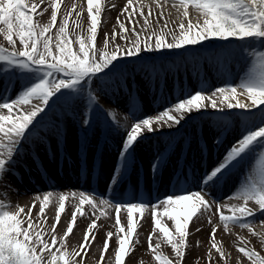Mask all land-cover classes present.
<instances>
[{"label":"bare ground","instance_id":"obj_1","mask_svg":"<svg viewBox=\"0 0 264 264\" xmlns=\"http://www.w3.org/2000/svg\"><path fill=\"white\" fill-rule=\"evenodd\" d=\"M26 2L31 5L38 0H26ZM100 2L103 10L101 16L103 23L98 33V42L101 48L106 33L111 37L113 31L120 32L117 17L125 23L127 29L133 27L127 22L129 13H132L134 7L139 9V5H143L144 16H140L139 11H137L132 15V18L136 22V31L142 33L140 36L142 41L146 36L152 35L154 42L155 34H159L161 31L168 33L166 39L170 41V33L179 34L181 22L185 28L188 22H192L193 19L197 23H203V17L191 5L188 8V17H184L183 8L179 7V0H133L131 6L128 5V0H100ZM51 3L52 0H45L38 9L44 13L42 16L35 17L40 24L50 22ZM73 4L76 5L75 10H73ZM126 8L127 11H125ZM149 10H151V15H149ZM77 11L81 13L79 18L75 16ZM68 12L73 13L70 17V30L72 20L79 19L81 24L79 30H84L86 33L89 23L87 0H61V9L58 12L56 25L50 32L53 37H55L59 27L60 19ZM161 12L163 18L160 16ZM145 17L149 22L147 29L143 28ZM125 35L128 41L136 39L130 31L126 32ZM72 38L74 40V36ZM115 42L119 45L126 43L125 40L120 39L119 35ZM0 44L8 47L2 35H0ZM224 44L223 41H217L211 45L205 44L206 46L204 45L203 48L190 46L186 49H164L160 52L144 54L142 59L154 65L155 72L140 67L139 61L124 58L115 66L111 74L98 77L91 82V88L96 93L99 102L91 108L92 124L90 127L83 126L85 114L90 110L89 101L85 100L88 92L87 83L84 86L82 96L72 93L73 101H69L67 104L62 102L60 106H56L57 102L56 105L50 104L45 116L28 133V136L31 135V140L29 142L28 139L25 140L26 146L23 147V150L21 148L23 155L17 162L24 164L33 159L34 154H29V148L37 149L41 145L44 146L43 151L50 154L51 147L59 145L61 147L60 152H62L61 160L56 167L53 164L49 167L53 182L48 186L42 185L29 189L28 193L18 194L12 199L11 196L8 197V192H6L9 189L11 176L17 178L12 182L16 185L21 175L18 173L27 171V166L18 165L19 171L13 170L12 174H6L3 186H0V201L6 204L10 202L11 207L9 208L14 210L17 205L27 210L35 202L32 211L35 222L39 219L37 214L40 208V200H36V197H40L42 200L46 192H51L53 195L46 205V222L40 221L49 233L56 220V209L59 206L58 196L66 194L68 197L66 211L61 213L60 223L55 230V235L59 240L67 229L72 212L79 204V194L83 192L91 196L95 193L94 203L97 207L93 209L86 205L83 206L82 211L87 213L86 218H80L76 222L73 232L63 241V247L68 252L81 253L82 260L81 257H76L77 260H81V264H116L114 254L116 236L113 235L110 239V250L105 251L100 247L103 245L107 232L116 234L118 227H123L126 231V209H122L121 225L118 226L116 224L115 204L144 202L147 207L142 212L134 211L133 214L134 219L139 224L136 229L139 237L130 258H124L126 264H162V259L157 260V256L174 259L175 255L171 246L165 242L158 229L153 230L152 205H157L155 210L158 214L157 218L162 221V226L168 227L170 232H174L172 221L161 215L164 210L159 206L158 201H162L168 195L181 194V190L184 188L182 181L189 180L190 169L195 163L206 164L208 167L206 173H210L222 161L227 150L246 131L248 127L246 117L249 114L240 109L229 110L225 107L223 111H217L208 107L200 112L194 111L187 114L178 127L163 125V121L159 124L153 123V128L156 130L153 132L145 131L142 138L131 149L128 163L125 167L122 164L120 172L116 171L118 155L127 131L139 119L155 118L165 109L172 108L178 99H184L202 88L206 95H211L214 89L224 86L225 83L238 85L241 79L250 73L252 70V55L250 53L260 47L259 43L232 39L227 42V46L234 53L231 56L223 51ZM112 46L110 43L109 49ZM19 47L17 41V48ZM3 64L4 62L0 61V65ZM124 70L127 72L126 77L119 74L120 71ZM14 76L17 77L14 78ZM8 81L17 85L12 87L11 93L5 91L2 94L5 90L4 84ZM30 82L32 79L29 73L19 70V74L16 75L15 71H9L6 76L0 77V100L7 95L15 98L22 87ZM124 84L127 85L126 88L123 86ZM239 98L244 103H250L245 96ZM213 99H216L219 104L218 97H213ZM32 103L38 104L39 101L34 100ZM127 107H131V109L140 108V112L131 113L130 116H127ZM108 110L115 113V120L111 116L105 115ZM3 112L7 114V110H3ZM71 112V118L68 122L67 118ZM173 115L178 114L173 112ZM106 119L108 123H105ZM53 122L58 125L57 128L50 127ZM47 126L49 128H46L45 132L48 138L35 132L36 127L40 129ZM152 137H155L154 140H156L155 149L147 146L151 143L150 138ZM144 138H148V140L144 142ZM218 147L224 148L223 155L209 156V153L217 150ZM259 148L260 146L254 149L253 153L245 156L243 161L223 174L219 180L228 178V185L225 184L227 185L225 188L223 187L218 191L205 189L207 193H210V195L205 196V199L211 202V210L203 213L195 222L190 223L186 259L182 264H216V261H219V264H238V262L239 264H248L250 261L238 251L241 242H246L249 248L255 249L261 256H264V213L257 212L255 217L247 218L244 221L247 226L229 222L226 229L216 212V208L219 206L225 215H230L233 207L244 203L238 197L244 187L245 177L249 172H254L258 166L250 158L259 152ZM111 153L115 154L109 158L108 154ZM158 154L161 155L162 162L159 169L153 172L152 164L156 161ZM184 155L187 159L181 160ZM185 161L186 165L183 169L182 164ZM239 169L242 172L237 174ZM87 174H93L96 178L92 181L74 183L84 181ZM113 175H116L118 179L115 185L109 188ZM198 178L202 179L204 176L199 175ZM237 182H240L239 186H237ZM200 186L198 182H195L187 191H199ZM101 198L108 200L109 204H100ZM247 206L258 208L253 201H249ZM94 219L96 220V238L95 240L90 239V250L87 255H84L80 246L84 242L87 226ZM213 227L216 228L215 241L225 253L226 259H221L215 249L212 248L211 233ZM149 233L152 234V245L155 246L159 243V249L155 252L149 248ZM47 237H49L48 242L51 243V235H47ZM102 252L104 259H101Z\"/></svg>","mask_w":264,"mask_h":264},{"label":"snow or ice","instance_id":"obj_2","mask_svg":"<svg viewBox=\"0 0 264 264\" xmlns=\"http://www.w3.org/2000/svg\"><path fill=\"white\" fill-rule=\"evenodd\" d=\"M44 2L45 0H38L29 5L26 0H0V35L8 45L5 47L0 44V61L4 62L0 65V77L6 76L9 71L23 70L29 73L32 79V82L22 87L15 98L7 95L0 100V186H3L6 174H12L18 156L23 155L21 147L25 140L29 139L28 133L45 116L50 104L56 98L65 93L82 96L87 83L90 110L85 114L83 126L90 127L92 124L91 108L99 102L96 93L91 88V82L98 77L111 74L115 66L124 58L139 61L140 67L155 72V66L142 59L144 54L160 52L164 49H186L188 46L203 48L205 43L211 45L215 41H223L225 42L223 51L231 56L234 53L227 46V42L236 39L241 42L259 43L260 50L253 53L254 63L250 73L242 78L238 85L225 83L224 86L214 89L211 95H206L202 88L184 99H178L172 108L165 109L155 118L145 117L133 123L123 139L116 171H121L122 164L126 166L131 149L142 138L145 131L156 130L153 128V123L159 124L163 121V125L178 127L187 114L194 111L200 112L208 107L217 111H223L225 107L229 110H245L249 114L246 117L248 124L246 131L227 150L222 161L210 173L205 174L200 190L188 192L182 189L181 194L168 195L162 201H158L159 206L164 210L161 215L172 221L174 232L162 226V221L157 218L158 214L155 210L157 205H152L153 230H159L175 255L174 259L161 256H157L156 259H162V264H182L186 259L190 223L211 210V202L205 199V196L210 193H207L205 189L210 183L218 181L224 173L243 161L245 156L253 153L258 146H260L259 152L250 158L258 166L254 172H249L245 177L244 187L238 197L244 203L233 207L230 215H225L219 206L216 212L226 229L229 222L247 226L244 224L247 218L255 217L257 212L264 213V145H262L264 142V111H261L264 109V0H179V7L183 8L184 17H188V8L191 5L203 17V23L198 22L194 25L189 21L185 28L181 22L179 34L170 33V41L166 39L168 33L161 31L155 34L154 42L152 35L146 36L142 41L140 39L142 33L136 31V22L132 15L139 11V15L144 16L143 5H139V9L134 7L132 13H129L127 22L133 27L127 29L125 23L117 17L120 32L113 31L111 37L106 33L102 48L98 42V33L103 23L100 0H87L89 23L86 34L83 30L79 33L76 31L81 28L79 19L72 20L70 30V17L73 13L68 12L60 19L55 37L50 32L56 25L61 0H52L50 22L40 24L35 17L44 14L38 11ZM132 4L133 0H128V5ZM72 7L75 10L76 5L73 4ZM80 15V12H75L77 18ZM149 15H151V10H149ZM160 16L163 18L162 12ZM148 27L149 22L145 17L143 28ZM129 31L136 37L135 40L128 41L125 33ZM118 35L120 39L126 41L125 45L115 44ZM17 41L19 48H17ZM110 43L113 45L111 49H109ZM73 45H78V48L74 50ZM119 74L126 77L127 72L124 70ZM8 86V83L4 84L6 92ZM123 86L127 87L126 84ZM240 96H245L250 103L242 102ZM213 97H218L219 104ZM34 100L39 103L33 104ZM3 110H7V114H4ZM173 112L178 115H173ZM105 115L115 120V113L112 110H108ZM105 123H108L107 119ZM50 127L57 128L58 125L53 122ZM217 142L219 143V140ZM161 162L162 157L158 154L156 161L152 164L153 172L159 169ZM117 179L116 175L112 176L109 188L115 185ZM52 195L51 192H46L42 200L36 197V200H40V208L37 214L39 219L35 222L32 217L35 202L27 210L17 205L14 211H10L8 210L11 207L10 202L6 205L0 201V264H81L83 259L81 253L68 252L63 247V241L73 232L76 222L80 218H86L87 213L82 211V207L85 205L93 209L97 207L94 203L95 193L91 196L83 192L79 194V204L72 212L67 229L59 240L55 235V230L60 223L61 213L66 211L68 197L66 194L58 196L59 206L56 209V220L51 226V243H49L46 238L49 233L40 221L46 222V205ZM249 201H253L258 208H249L247 206ZM100 204L108 205L109 201L101 198ZM146 207L144 202L115 204L116 224L121 225L122 209H126L127 228L125 231L123 227H118L116 234L107 232L103 247L105 251L110 250V239L113 235L116 236L114 253L116 264H122V262L126 264L124 258H130L139 237L136 232L139 224L133 214L134 211L142 212ZM25 224L27 227L24 226ZM95 228L96 220L94 219L87 226L84 242L80 246L84 255H87L90 250V239L95 240L96 238ZM215 235L216 228L213 227L212 248L221 259H226L225 253L215 241ZM148 238L149 248L153 252L157 251L159 243L152 245L151 233ZM238 251L251 264H264V256H261L255 249L249 248L246 242L240 243ZM76 257H81V260H77ZM101 259H104L103 252ZM216 264H219V261H216Z\"/></svg>","mask_w":264,"mask_h":264},{"label":"rangeland","instance_id":"obj_3","mask_svg":"<svg viewBox=\"0 0 264 264\" xmlns=\"http://www.w3.org/2000/svg\"><path fill=\"white\" fill-rule=\"evenodd\" d=\"M195 18V17H194ZM193 19V18H192ZM189 21V20H188ZM192 23L193 24H197V21H195L194 19L192 20ZM81 30H77V33H79ZM83 32H84V30H83ZM86 34V33H85ZM102 35V34H101ZM102 37V36H101ZM73 39V38H72ZM215 42H217V41H215ZM214 43V42H213ZM115 44H118V43H116L115 42ZM205 44H208V43H205ZM120 45H122L123 46V44H121L120 43ZM188 47H190V46H188ZM73 48H74V50H76L77 48H78V45H73ZM258 50H260V47L257 49V50H255L254 49V51L256 52V51H258ZM254 51H251V55H252V57H251V65L253 66V63H254V56H253V54L252 53H254ZM70 95H72V94H68V93H65L63 96H61V97H58V98H56L54 101H53V103L55 104L56 102L58 103L59 101H61L63 98H65V97H69ZM56 105V104H55ZM8 210H10V211H14V209L13 208H8ZM25 227H27V224H25L24 225ZM52 232V230L51 231H49V234L48 235H50V233ZM50 237V236H49ZM49 237H46L47 239L49 238ZM100 247H102L103 249H104V247H103V245H101ZM105 250V249H104ZM240 261V260H239ZM240 262H242V260L240 261ZM247 263L249 262V261H246ZM242 263H245V262H242ZM248 264H251V262H249Z\"/></svg>","mask_w":264,"mask_h":264}]
</instances>
